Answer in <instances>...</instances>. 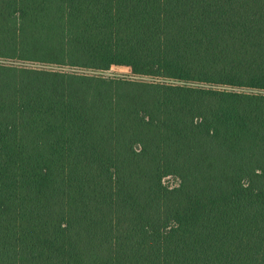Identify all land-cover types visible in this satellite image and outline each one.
Segmentation results:
<instances>
[{
  "label": "trees",
  "instance_id": "16d2710c",
  "mask_svg": "<svg viewBox=\"0 0 264 264\" xmlns=\"http://www.w3.org/2000/svg\"><path fill=\"white\" fill-rule=\"evenodd\" d=\"M0 264H264V0H0Z\"/></svg>",
  "mask_w": 264,
  "mask_h": 264
},
{
  "label": "rangeland",
  "instance_id": "374dc122",
  "mask_svg": "<svg viewBox=\"0 0 264 264\" xmlns=\"http://www.w3.org/2000/svg\"><path fill=\"white\" fill-rule=\"evenodd\" d=\"M76 72L79 73H87V74H93V75H101L104 77H109V78H125V79H139V80H144V81H149L151 79L146 78V77H138L133 74L132 70L130 68L126 67H112L109 71L106 72H94V71H83V70H75ZM244 92H255L252 90H244ZM164 183L166 186L169 187H176L178 185V180L169 177L164 180Z\"/></svg>",
  "mask_w": 264,
  "mask_h": 264
}]
</instances>
